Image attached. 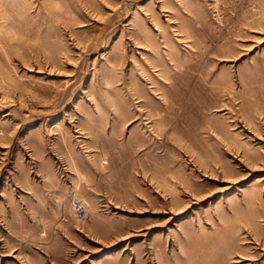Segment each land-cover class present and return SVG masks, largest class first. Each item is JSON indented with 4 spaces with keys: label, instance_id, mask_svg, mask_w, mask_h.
Wrapping results in <instances>:
<instances>
[{
    "label": "rangeland",
    "instance_id": "374dc122",
    "mask_svg": "<svg viewBox=\"0 0 264 264\" xmlns=\"http://www.w3.org/2000/svg\"><path fill=\"white\" fill-rule=\"evenodd\" d=\"M0 264H264V0H0Z\"/></svg>",
    "mask_w": 264,
    "mask_h": 264
},
{
    "label": "built area",
    "instance_id": "2783aa9c",
    "mask_svg": "<svg viewBox=\"0 0 264 264\" xmlns=\"http://www.w3.org/2000/svg\"><path fill=\"white\" fill-rule=\"evenodd\" d=\"M73 207H74V210L80 216L85 217L87 215V209L80 200H75V202H73Z\"/></svg>",
    "mask_w": 264,
    "mask_h": 264
}]
</instances>
